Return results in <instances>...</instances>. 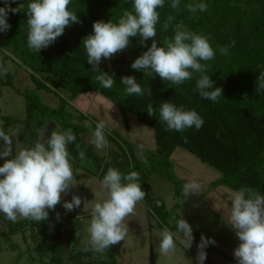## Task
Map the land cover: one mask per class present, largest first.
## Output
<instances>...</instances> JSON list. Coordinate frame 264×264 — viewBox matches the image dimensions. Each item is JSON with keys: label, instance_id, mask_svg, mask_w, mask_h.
<instances>
[{"label": "trees", "instance_id": "obj_1", "mask_svg": "<svg viewBox=\"0 0 264 264\" xmlns=\"http://www.w3.org/2000/svg\"><path fill=\"white\" fill-rule=\"evenodd\" d=\"M29 2L31 0H15L11 3V7L18 8V12L8 14L7 20L11 29L0 32L5 46L22 58L33 71L32 77L37 84L35 89L19 91L26 99V121L22 136L27 137L29 134L36 140L38 129L56 120L62 130L70 128L76 136L75 143L69 145L70 154L75 158V168L83 163L79 160L75 147V144H79L80 149L85 151V159L95 163V167L89 169L99 181L110 167L118 168L123 174L139 172V183L146 192L144 200L151 204L155 202L150 194L149 179L152 174H163L177 184L180 181L170 159L177 147L195 154L222 173L212 182L213 186L226 185L234 190L250 187L264 194V91L257 90L259 72L264 71V0H180L178 9L170 8L171 0H165L164 7L158 9L161 14L160 23L157 25L158 47L162 46L165 40L173 38L177 24H182L185 30L209 37L212 47L216 50V56L211 61L201 63L207 65L204 74L214 81L213 88L222 89V96L216 102L202 99L196 90V79L200 74H194L192 80L177 86L161 80L155 73L147 76L142 71L132 69L134 60L147 51L152 43V39H149L142 44L139 35L130 38L128 68L122 74L134 76L144 89L150 87L152 95L147 92L143 96L124 94L126 86L120 83L122 76L116 70L119 61L117 54L110 60L102 59L98 66L102 72L114 75L116 82L113 88L104 89L95 79L98 73L92 71V66L87 63L82 41L93 33L94 22H107L110 19L118 22L125 9L131 10V0H72L70 8L77 13L81 22L67 26L52 45L39 53L30 51L27 47L26 12ZM200 2L208 5L206 12L197 11L193 14L187 10V4ZM4 6L5 0H0V7ZM168 15L174 16L175 20L165 31L162 24ZM233 41L234 47L228 49L227 55H221L219 48L230 45ZM4 66L7 67L5 64ZM6 75L9 80L3 81L0 88L2 85L14 86L9 69ZM40 75H50L49 82L42 80ZM42 89L60 96L58 107L44 102L39 94ZM58 91L67 92L68 95L64 97ZM87 92L101 93L111 100L126 120L129 114H133L141 123L154 128L157 149L149 152L145 159L147 164L136 156L130 142L117 134H107L108 140L115 146L109 148L106 156H101L88 147L85 136L95 130L96 124H92L91 128L87 127L84 123L87 115L69 108L70 100ZM165 101L177 106L182 105L186 110H195L203 118L204 125L199 130L193 127L182 133L167 130L159 115L160 106ZM149 104L155 109L153 116L147 113ZM0 117L3 119L0 126L5 131H9L18 121L14 115ZM63 203L50 210L49 218L43 222L26 219L12 222L0 213V220L6 226L0 236L6 239L15 251L17 245L13 243V236L30 229L41 264H63L64 257L61 252H56L49 261L45 260L48 251H57V245L64 233L77 229L75 223H71L72 226L66 224L78 216L77 210L74 208L67 211L63 208ZM154 204L156 208L159 207L157 202ZM180 207V203H177L173 211L176 212ZM179 219L181 218L176 220ZM195 234L202 236L197 230ZM211 249L212 246L207 245V256L210 255ZM109 254L110 264H118L112 246L109 248ZM20 260L19 254L16 264H19Z\"/></svg>", "mask_w": 264, "mask_h": 264}, {"label": "clouds", "instance_id": "obj_2", "mask_svg": "<svg viewBox=\"0 0 264 264\" xmlns=\"http://www.w3.org/2000/svg\"><path fill=\"white\" fill-rule=\"evenodd\" d=\"M15 0H5V6L0 7V32L11 29L7 17L11 12L15 14L18 8H12ZM72 0H31L27 4V47L30 51L40 52L52 45L60 37L67 26L80 23L77 13L71 10ZM165 0H131V10L125 9L118 19L113 22L96 21L93 23V33L83 39V46L87 54V63L92 71L97 72L95 79L104 89H112L116 80L114 75L102 72L98 67L102 59L110 60L113 56L130 46V38L139 35L143 44L152 39L151 46L131 64V68L142 71L151 76L155 73L161 80L173 85H182L193 79L194 74H200L196 79V90L202 99L216 102L222 96V89L213 88L214 81L206 72L207 65L201 61H211L216 56L209 37L183 29L177 24L174 36L157 45V25L161 14L158 9L163 8ZM172 9L180 7V0H171ZM189 12H206V3L187 4ZM175 17L168 15L163 21L162 28L167 31ZM235 42L219 48L221 55H227L228 49L234 47ZM8 68L0 63V75H6ZM121 84L125 85L126 96H143L145 92L152 95V89H144L134 76H124ZM258 91H264V71L259 72L257 78ZM150 116L155 114L151 104L147 106ZM160 119L166 124L167 130L184 132L186 129L199 130L204 125L203 118L195 110H186L182 105L177 106L165 101L159 109ZM75 123V121L73 122ZM57 125V124H56ZM91 128V125L86 123ZM107 125L100 120L95 125L89 143L97 151L109 147L105 135ZM41 139L31 147L18 148L15 145L13 156V138L17 131H5L0 126V140L4 142L0 148V158L5 159L0 166V213L7 220L16 222L17 218L43 222L49 218V210H54L61 203L62 194H68L74 186V157L70 154L69 145L76 141V136L69 128L61 130L59 125L45 138L47 124L39 130ZM185 142L187 138L184 137ZM81 162L85 160V151L75 144ZM142 150L143 145H138ZM147 164V160L144 161ZM140 173L131 171L123 174L118 168H108L100 181L105 195L95 202L91 209V219L86 228L89 239L83 251L104 254V252L128 235L127 221L136 213L137 205L144 200L146 192L142 189ZM202 185L189 181L182 186L185 196L197 194ZM231 206L227 224L234 230L239 240L234 249V257L238 264H264V194L250 188L241 187L233 191L230 197ZM82 201L73 195L71 201H65L63 208L72 211L79 208ZM86 203V202H85ZM84 203V204H85ZM59 218V216H58ZM178 232L183 234L181 243L190 247L194 236L192 226L183 218L176 223ZM175 234L165 227L160 233L159 253L170 257L176 250ZM215 240L201 237L198 247V264H204L206 252L204 248Z\"/></svg>", "mask_w": 264, "mask_h": 264}, {"label": "rangeland", "instance_id": "obj_3", "mask_svg": "<svg viewBox=\"0 0 264 264\" xmlns=\"http://www.w3.org/2000/svg\"><path fill=\"white\" fill-rule=\"evenodd\" d=\"M129 54V47L117 54L119 61L116 70L120 72L122 78L125 76L122 73L126 72L128 68ZM0 63H4L9 69L14 85H2L0 88V115H14L18 118L15 125L10 128L11 131L18 132V136L13 138L14 156L17 140L19 141L17 147L23 148L33 146L37 140L41 139L39 131L36 140L29 134H27V137L21 135L26 121V99L20 92L28 88L35 89L37 84L33 80V71L30 67L23 62L22 58L5 46L1 37ZM39 77L49 82L51 76L40 75ZM7 80H9L7 75H0V84ZM52 87L58 90L55 86ZM58 92L64 97L68 95L67 92ZM39 94L46 104L52 107L59 106L60 96L54 92L42 89L39 90ZM69 108L86 114L88 118L84 121L85 124L92 125L101 119L104 120L107 125L105 129L106 138L107 134L113 136L117 134L128 140L133 146L136 156L141 160H145L150 151L157 149L154 128L141 123L133 114H129L126 120L118 106L101 93L87 92L79 94L75 99L70 100ZM1 123H3V119L0 117ZM56 124L59 125L56 120L47 124L45 138L50 136L56 128ZM91 134L92 132H89L85 136L87 145L97 154L106 156L109 148L115 146L107 138L109 147L103 151H97L89 143ZM3 144L4 142L1 140L0 148L3 147ZM138 145H143V149H138ZM11 158L12 156L0 158L2 165L5 159ZM170 159L173 162L174 172L180 181L177 184V182L172 181L163 174H152L149 179L150 194L155 200L154 203L157 202L159 207L156 208L154 203L151 204L145 200L137 205L135 215L128 218L129 232L125 241L112 246L118 264H198L197 245L200 244L202 236L215 240V244H208L212 246V251L209 256H206L204 264H238L233 253L239 244V240L234 230L227 224L230 214L231 193L236 190L226 185L213 186L212 182L218 179L222 173L181 147L175 148ZM92 167H95V163L87 159L83 161L81 166L74 167L75 185L70 187L68 194H62L60 204L72 199L73 195L81 198L80 207L75 208L79 215L72 221L66 222L69 226H72L71 223H75L77 229L74 232L64 233L62 240L57 245V251H48L45 255L46 261H49L56 252H61L64 257L63 264L111 263L109 249L102 255L92 251H83L89 239L86 228L91 219L92 206L105 195L99 179L89 169ZM192 180L202 185L201 190L196 195L189 194L185 196L182 186ZM177 203H180L181 207L175 212L173 209ZM64 213L63 216L66 214ZM177 218L185 219L192 226L194 239L190 247H187L186 242L181 243L184 238L183 234L177 231ZM21 219L23 218L18 217L16 221ZM165 227L175 234L176 250L170 257L161 255L158 248L161 238L160 233ZM5 228L4 222L0 220V233ZM196 230L202 236H197L195 234ZM13 243L17 245L15 251L11 249L10 243L0 236V264H16V258L19 254L21 255L19 264H41L38 260L39 255L34 248L35 243L30 229L14 235ZM206 250L207 246L204 248V251Z\"/></svg>", "mask_w": 264, "mask_h": 264}, {"label": "crops", "instance_id": "obj_4", "mask_svg": "<svg viewBox=\"0 0 264 264\" xmlns=\"http://www.w3.org/2000/svg\"><path fill=\"white\" fill-rule=\"evenodd\" d=\"M78 213V215H79V212H77Z\"/></svg>", "mask_w": 264, "mask_h": 264}, {"label": "built area", "instance_id": "obj_5", "mask_svg": "<svg viewBox=\"0 0 264 264\" xmlns=\"http://www.w3.org/2000/svg\"><path fill=\"white\" fill-rule=\"evenodd\" d=\"M65 214V213H64Z\"/></svg>", "mask_w": 264, "mask_h": 264}]
</instances>
